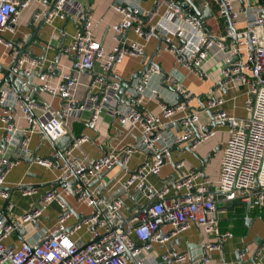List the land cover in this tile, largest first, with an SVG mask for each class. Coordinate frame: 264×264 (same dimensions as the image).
Returning <instances> with one entry per match:
<instances>
[{
  "label": "built area",
  "instance_id": "obj_1",
  "mask_svg": "<svg viewBox=\"0 0 264 264\" xmlns=\"http://www.w3.org/2000/svg\"><path fill=\"white\" fill-rule=\"evenodd\" d=\"M30 1L0 0V46L10 51L11 57L5 67L9 68L19 58L14 70L22 71L26 76L39 74L36 78L41 81V91L37 94L46 93L59 98L62 107L55 110L38 97L34 102L30 93L13 87L18 92L14 96L12 91L4 88L5 82L0 79V109L5 114L11 111L15 117V107L18 106L27 121V129L21 131L10 122L11 115L2 118L6 148L0 147V198H9V193L4 190V180L15 166L8 152L19 145L27 152L28 138L34 133L55 146L57 140L69 136L68 120L72 116L82 118L89 113L87 127L96 130L101 115L106 113L118 120L121 126L129 124L127 129L137 131L139 136L135 144L111 147L94 162L73 153L87 141L86 137L72 138L73 143L66 152L56 148L49 158L36 160L40 166L61 173L56 181L63 180L66 184L79 181L74 185L78 186L76 193H81L78 202L84 201L95 211L74 229L86 226L93 234L92 240L83 243L72 238L65 225L70 213L68 204L59 192L49 190L41 197L39 206L33 207L18 220L12 221L0 215V264H126L130 259L136 264H144L146 254L151 250L150 242L164 244L194 225L201 228L205 237H212L202 245L206 254L203 264L210 262L208 253L221 249L229 236L219 231L216 216L219 198L225 203L264 204V0H215L218 16L225 24L221 35L206 31L201 21L189 12V7H183L190 0H156L151 10L142 9V3L147 0H117L112 7L123 18L111 27L115 44L110 49L95 38L93 14L79 0H55L53 4L44 0V8L35 14V20L46 24H53L56 20H76L75 34L62 48V53L73 59L71 71L63 75L56 86L47 83L56 66L47 64L44 58L21 54V42L14 43L3 36L5 31L14 30ZM205 5L209 6L208 3ZM129 32L146 41L160 37L163 50L170 53L179 66L196 74H203V69L212 58L223 55L225 68L217 90H245L243 108L246 116L230 115L224 109L229 100L222 95L208 97L201 110H193L190 103L195 94L181 87L176 90L182 101L178 104L163 102L159 115L144 114L128 106L119 95L118 83L112 81L109 74L125 58L144 55L145 46L131 40ZM5 67L0 66V71ZM94 69L100 73L93 75L86 85L83 101L74 104L73 92L79 84L77 75L93 72ZM58 73L62 75V71ZM153 74H159V70L151 66L143 78L146 86ZM172 79L167 76L168 82ZM31 91L34 90L31 88ZM138 91L140 102L145 98V89L139 87ZM206 112L211 124L201 117ZM214 123H226L230 127L217 181L208 178L199 181L198 171L184 174L181 164H177L176 169L181 176L172 186L166 185L157 191L149 189L148 178L160 175L166 153L175 145L193 139L192 149H197L217 135L216 127L206 131ZM175 126L180 128L179 132L175 131ZM196 133L199 134L198 139L194 138ZM138 152L146 155L147 159L131 171L126 165L130 157ZM120 164L123 165L124 175L110 183L106 177L101 178ZM93 181L101 182V189L112 197L110 201L106 196H100L97 189L89 190ZM119 189L147 190V202L151 203L147 212L137 218L138 223L113 231L125 210L124 201L113 197ZM38 191L36 188L24 190L23 195ZM64 191L66 196L72 194L67 187ZM54 201H59L62 209L66 210L53 230L38 234L32 241H24L20 248L5 244L14 232L39 220L45 208ZM166 224L172 226V231L164 236L161 227ZM260 250L256 254L259 262L263 259ZM186 258L185 253L167 252L163 255V260L176 263Z\"/></svg>",
  "mask_w": 264,
  "mask_h": 264
},
{
  "label": "crops",
  "instance_id": "obj_2",
  "mask_svg": "<svg viewBox=\"0 0 264 264\" xmlns=\"http://www.w3.org/2000/svg\"><path fill=\"white\" fill-rule=\"evenodd\" d=\"M44 0H31L30 6L23 10L17 24L14 26L13 31H5L3 36L8 41L22 44V50L25 49L28 44V54L36 57L44 58L49 65L56 66L54 75L49 77L47 83L56 86L62 80V76L69 74L72 67L73 59L62 53V48L68 44L71 37L75 34L76 24L75 19H68L65 21L56 20L53 24L42 25V21L35 20V14L44 8ZM49 4H53L55 0H45ZM84 7L93 14V20L95 24V38L104 44V47L110 49L114 44L112 25L121 22L122 15L113 9L112 5L117 0H79ZM194 3L198 10L195 12L193 6L189 4V9L193 12H189L197 17L202 27L211 34L221 35L224 33L225 24L222 18L218 16V5L215 0H190ZM156 0H147L142 3L143 10H151L155 6ZM205 3H208L207 7ZM210 10L212 15L207 18H202L205 15L206 10ZM128 37L131 40H135L142 43L144 48V55L149 59L154 55L155 64L159 65L162 72L172 77L173 79L168 82L167 78L164 79V74L151 75L150 81L145 89V98L138 102L141 105V109L137 111L150 114L159 115L161 113V104L167 102L169 104H178L179 94L176 90L177 87L191 90L195 94V99L190 103V107L193 110H201L202 105L206 102L207 98L212 95H222L229 101L224 106V109L232 116L244 117L246 112L243 108L245 100V90L236 89L226 92L217 90V86L222 80V70L225 68L224 56L217 55L205 66L203 74H196L194 71L185 69L175 62L174 57L163 50V43H160V37L156 36L149 41L139 38L133 32L128 33ZM33 38V39H31ZM8 49L4 46H0V66H7L11 57ZM58 57V61H56ZM144 57H127L120 64H117L112 69L114 76L129 80L132 76H135L140 72L143 67ZM55 61V62H54ZM56 64V65H55ZM6 68V67H5ZM58 71H62V75ZM100 73L99 70L94 69L93 72L80 73L78 76L79 84L76 86L73 92L74 104H80L85 96L86 85L91 80L93 75ZM4 75L0 71V79L3 80ZM112 81L119 84V81L110 76ZM41 81L38 78L34 79V84L39 85ZM164 85V86H163ZM4 88L13 92L14 96H17L14 88L9 84H3ZM173 90H172V89ZM123 100L125 96L119 94ZM128 92L126 96H129ZM38 100L46 102L55 110L62 107V101L59 98L52 97L46 93L38 95ZM15 117L13 113L8 111L5 114L3 109H0V142L5 135V122L2 118L9 116L10 122L21 131L27 129V121L25 120L20 107H15ZM181 115V114H180ZM204 121L211 122L209 114H201ZM90 119L89 113H85L81 117H70L68 120V135L67 137L72 140L87 138L86 142H83L73 152L74 155L81 156L85 160L94 162L102 157L111 147L117 146H130L135 144L138 138V132L128 130L124 126L119 124V121L112 116L103 113L99 119L96 130H90L87 127V122ZM217 129V135L210 139L208 142L201 144L197 149H191L195 154L184 151L186 144L180 145V151L173 150L167 152L164 156L165 164L161 169L159 176H150L148 178V187L152 191H157L164 186H172L176 180L181 176V172L176 169L177 164H181L182 172L184 174L191 171H198L200 173L199 181L205 179L216 180L219 177L222 151L228 139L229 125L226 123L214 126ZM176 132L180 131L178 126L174 127ZM61 147H66L67 142H61ZM60 144L55 146L42 138L39 134H32L28 138L27 152L21 148L20 152H16L17 149L10 150L8 152L9 158H17L14 168L7 174L4 180V189H7L10 197L9 202L7 199L0 198V215L16 221L18 218L26 212H29L33 207L40 205L41 197L49 190H55L59 192L65 199L68 205L73 208L75 213H68V218L65 221L67 230L71 232L72 238L76 241L88 243L92 240L93 234L86 226H81L80 229H74L78 225L79 219H83L95 211V208L88 207L84 201L78 202V200L72 195L66 196L64 187L53 185V183L61 177V173L58 171H51L45 167L36 163V160L32 162H26L24 159H30L32 156L36 158H49L56 147L61 149ZM65 145V146H64ZM221 147V149H219ZM63 152L62 150H60ZM213 151L215 154L206 162L205 159ZM60 152V153H61ZM147 159V156L138 152L133 154L127 167L129 170L134 171L143 161ZM204 165V166H203ZM202 168V169H201ZM123 165L115 167L112 171L108 172L105 176L108 182L114 181L116 178L124 175ZM122 173V174H121ZM100 181H93L89 185V190H98L100 193ZM20 186H39L38 193L24 196L23 191H19ZM117 186L115 187V189ZM114 189V190H115ZM12 190V192H9ZM72 190L76 193L78 186H74ZM111 189L109 192H111ZM120 191V190H118ZM102 195L106 196L108 201L111 200L109 194L105 189H102ZM174 190L171 191V194ZM121 194V193H120ZM121 199L128 205L129 209L134 210L138 204L147 203L149 197H147L146 191H137L130 189L124 191L121 195ZM219 209L216 211L218 218V227L220 233H228L229 236L222 244L221 249L208 253L210 262L206 264L221 263L225 259L226 264H239L236 260L237 253H240L242 264H253L249 261L252 254L258 249V244L264 240V204L254 202L248 206L239 202L232 206V203L223 202L222 198L218 200ZM60 206L59 201L50 203L42 213L39 220L27 224L21 231L14 232L5 240V244L9 247L20 248L24 241H32L38 234L53 230L58 224L59 217L65 212ZM131 213L125 209L123 212L124 218H129ZM247 218V219H246ZM250 220L249 223L247 220ZM139 219H135L130 225L138 223ZM74 229V230H73ZM72 230V231H71ZM172 231V226L166 224L161 227V233L166 236ZM212 237H205L201 228L198 226H191L185 232L180 233L178 236L171 238L164 244L157 242H150L151 250L146 254L144 264H171L170 260H163V255L170 252L172 248L177 253H185L187 258L185 261L176 263L172 261V264H203V256L205 254L202 245L206 241H210ZM214 239V238H213ZM263 259L258 264H264V246L261 248ZM140 259V257H139ZM126 264H136L133 259L127 261Z\"/></svg>",
  "mask_w": 264,
  "mask_h": 264
},
{
  "label": "water",
  "instance_id": "obj_3",
  "mask_svg": "<svg viewBox=\"0 0 264 264\" xmlns=\"http://www.w3.org/2000/svg\"><path fill=\"white\" fill-rule=\"evenodd\" d=\"M189 4L191 6H193L195 12L198 13V10L195 7L194 3L189 1ZM189 4H185V5H183V7L187 9L189 7ZM190 12H193V11L190 10ZM211 15H212V13L208 9V10H206L205 15L202 16V18L205 19V18H207L208 16H211ZM44 23L45 22L43 21L42 25ZM31 39H33V38H31ZM159 41H160V43L163 42L162 39H159ZM28 44H30V43H27L25 49L22 50L21 54H28V52H27L29 50L28 49V46H29ZM158 50H159V48H158ZM158 50L155 51L154 55H152L149 59H147V57L145 55H143V57L145 58L143 60V67L144 68L140 72H138L135 76H132L129 80H124V79L118 78V77L114 76V74L112 72H110L109 77L111 76V77H113V78H115V79H117L119 81V84H118L119 85V94L125 96L126 93H128V92L130 93V95L129 96H125V98L123 100V102L126 103L128 106H132V107H134V108H136L138 110L141 109V105L138 104V102H137L139 100V98H140V93H139L138 89H139V87H142V89H146L147 86L144 84L143 78H144L145 74L149 71L151 66L156 67L159 70L160 73H163L164 74V79L167 78L168 75L165 74L164 72H162L161 67L159 65L155 64V62H154V57L157 54ZM18 61H19V58L16 60V62L13 65L9 66V68H1V73L4 75L3 80H4V82L6 84H9L10 86L14 87L16 90H23V91H25L27 93H30L31 97H32V100L34 102H37V97H38L37 93L41 91V87L39 85H37V84H34V79L36 77H39V74L35 73V74L31 75V76H26L22 71H15L14 68L16 67ZM85 73H87V72H85ZM25 83H27V84H25ZM31 88L34 90L33 92L31 91ZM179 101H182V98H179ZM216 125L217 124L214 123V124L208 126L206 131H209L211 128H213ZM124 127L128 128L129 124H126ZM198 137H199V134L196 133L194 138L198 139ZM5 139H6V134L4 135L3 139L0 142V147L1 148H6V140ZM67 141H68V144L73 143V140H70L69 137L65 136V137L57 140L56 144H60L61 142H67ZM182 144H186L185 148L183 149L184 151H188V152H191V153L195 154L194 152L191 151L192 146L194 144V139L190 140V141H187L185 143L177 144L172 149L180 151L181 150L180 149V145H182ZM59 147L61 149H59L58 147H56V148L58 150H62L63 152H66L69 149L70 145H68L66 147H63V146L62 147L59 146ZM172 149L170 150V152L172 151ZM219 149H221V147H219ZM20 151H21V145H19L17 147L16 152H20ZM170 152H169V154H170ZM215 152L216 151H213L211 154H209L207 156V158L205 159V162H203L204 165L215 154ZM38 159H41V158H38ZM38 159L34 155L30 159H24V160L26 162H32V161L38 160ZM18 160L19 159L14 158V157L10 159V161H12V162L13 161H18ZM120 166H122V165L120 164ZM106 175H107V173H104L101 176V178L102 179L105 178ZM77 183H79L78 180H74V181H72V182H70L68 184H66L63 180H60V181H56L55 183H53V185L62 186L64 188L67 187L69 189V191L72 192V195L76 199H78L80 197L81 193L78 194V193H75L74 191H72V187L74 185H76ZM35 188H39V186H20L18 188V190L19 191H24V190L35 189ZM4 190H7V189H4ZM119 190L120 191H116L113 194V197L116 198V199H121L120 195L125 191L124 189L123 190L119 189ZM101 191H102V189H100L99 195L103 196ZM9 192H12V190H9ZM9 197H10V195H9ZM8 202H9V198L7 199L6 203H8ZM150 203L151 202L149 201V202L144 203V204H138L134 210H131V209H129L128 205L125 202H123L124 209L129 210V212L131 213V216L129 218H123L122 216H120L119 217L120 223L116 227L113 228V231H116L117 229H123L126 225L130 224L132 221L137 219L139 217V215H141L142 213H146L148 207L150 206ZM239 203H241L243 205H246V206L249 205V204H245V203H242V202H239ZM235 204H237V202H232V206H234ZM216 209L218 210L219 207L217 206ZM68 212L75 213V211L73 210V208H71L70 205H68ZM84 220H85V218L79 219L78 224H81ZM249 221L250 220L248 219L247 222L249 223ZM263 246H264V240H262L261 243L258 244V249L252 254V256L249 259L250 262H252L253 264H258V261H257V258H256V254ZM170 252L171 253H175L176 251L172 248V250ZM205 255L206 254H204V256ZM239 255H240V253H237L236 260H237V262L239 264H242V263H244V261H241V258H240ZM170 263L172 264V260H170ZM222 264H226L225 259L223 260Z\"/></svg>",
  "mask_w": 264,
  "mask_h": 264
},
{
  "label": "rangeland",
  "instance_id": "obj_4",
  "mask_svg": "<svg viewBox=\"0 0 264 264\" xmlns=\"http://www.w3.org/2000/svg\"><path fill=\"white\" fill-rule=\"evenodd\" d=\"M60 146H61V144H60Z\"/></svg>",
  "mask_w": 264,
  "mask_h": 264
}]
</instances>
